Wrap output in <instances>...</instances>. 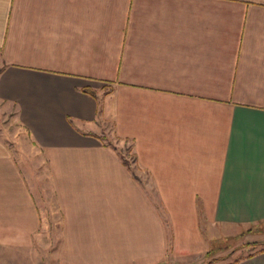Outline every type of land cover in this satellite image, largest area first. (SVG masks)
I'll return each instance as SVG.
<instances>
[{"label":"crops","instance_id":"crops-1","mask_svg":"<svg viewBox=\"0 0 264 264\" xmlns=\"http://www.w3.org/2000/svg\"><path fill=\"white\" fill-rule=\"evenodd\" d=\"M0 106L44 156L57 264L191 263L264 224V0H0ZM13 151L0 261L43 241Z\"/></svg>","mask_w":264,"mask_h":264},{"label":"rangeland","instance_id":"rangeland-1","mask_svg":"<svg viewBox=\"0 0 264 264\" xmlns=\"http://www.w3.org/2000/svg\"><path fill=\"white\" fill-rule=\"evenodd\" d=\"M0 139L11 146L25 170V174L28 175L31 186L34 187L42 217L45 220L44 229L41 232L42 245L38 244L33 253L8 250L5 253L6 261H0V264H57L54 251L60 241L58 222L60 216L56 200L53 197L52 186L48 180L46 163L43 161L44 156L18 133L11 114L8 111H3V106H0ZM118 152L121 158L132 167L133 157L130 150L120 148ZM263 248L264 224L245 229L227 239L214 240L208 254L196 261H191V263L190 261H174L170 255V259L165 264H228Z\"/></svg>","mask_w":264,"mask_h":264},{"label":"trees","instance_id":"trees-1","mask_svg":"<svg viewBox=\"0 0 264 264\" xmlns=\"http://www.w3.org/2000/svg\"><path fill=\"white\" fill-rule=\"evenodd\" d=\"M124 163L127 165V163H126L125 161H124ZM250 230H251V229H250ZM250 230H249V231H250ZM260 253H264V248H263L262 250H258V251L255 252V253H252V254H250V255L244 257V258H241V259L235 260V261L230 262V263H228V264H235V263H238V262H240L241 260L252 258V257H254V256H256L257 254H260Z\"/></svg>","mask_w":264,"mask_h":264}]
</instances>
